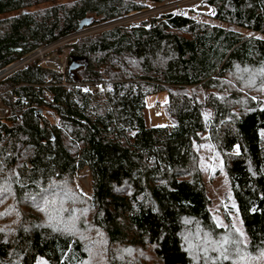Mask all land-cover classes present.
<instances>
[{
  "label": "trees",
  "instance_id": "16d2710c",
  "mask_svg": "<svg viewBox=\"0 0 264 264\" xmlns=\"http://www.w3.org/2000/svg\"><path fill=\"white\" fill-rule=\"evenodd\" d=\"M139 1L168 0H0V71L77 33L85 18L92 25L140 11ZM42 3L50 5L39 8ZM206 5L226 27L167 12L68 43L63 74L34 59L0 82L7 109L0 119V208L12 203L6 209L14 213V221L4 218L0 228V264L38 258L85 264L93 246L100 249L94 264H121L105 247L120 244L150 247L159 264H229L199 263L204 254L185 247L195 238H182L188 227L198 235L195 222L213 230L198 172L182 177L199 145L221 160L249 252L264 248V103L251 104L240 82L264 88V0ZM56 64L62 67L63 59ZM157 92L167 95L170 128L145 125L144 100ZM202 92L211 94L201 98ZM236 105L240 111L233 116L227 106ZM203 108L211 110L209 119ZM83 168L87 196L66 189ZM58 180L63 188L57 194L65 193L63 200L72 195L65 200L68 215L87 216L83 231H53L46 222L51 209L39 220L41 213L29 208L25 225L16 220V211L28 207L24 185L47 189ZM93 238L99 242L86 246Z\"/></svg>",
  "mask_w": 264,
  "mask_h": 264
},
{
  "label": "rangeland",
  "instance_id": "374dc122",
  "mask_svg": "<svg viewBox=\"0 0 264 264\" xmlns=\"http://www.w3.org/2000/svg\"><path fill=\"white\" fill-rule=\"evenodd\" d=\"M75 0H57L58 3L69 4ZM50 5V3H42L39 5V8ZM141 10L131 13L130 15H124L115 19L106 21V22H92L87 27L82 28L80 33H73L68 37L62 39L61 41L50 44L42 47L39 51L33 53L35 56H28L23 60H20L17 63L11 65V71L3 72V75L0 76V82L6 78L10 73L16 71L18 68L23 67L34 59H38V63L41 66L48 68L49 70L54 71L57 74H63L65 72L67 55L69 51L68 43L73 42L74 40L83 37V36H94L100 32L107 31L113 28H131L136 27L137 25L146 22L152 18H157L164 13H172L180 16L188 17L200 24L214 25L218 27H226L222 23L216 22L212 19V10L207 7L206 0H168L159 4H150L144 1H139ZM109 22V23H107ZM242 36H249L248 32L235 29ZM60 50V51H57ZM63 59L62 70L60 66L56 64V59ZM9 67V68H11ZM5 69L6 71L9 70ZM2 70V71H5ZM1 72V71H0ZM230 82V81H229ZM245 84L241 86H248V91L243 92L245 96L251 100V104L262 105L264 103V88L258 86L253 81L241 80ZM63 83H65L63 81ZM231 86L234 85L233 82H230ZM250 83V84H247ZM240 90V89H239ZM231 91L228 87V92ZM213 94L219 95L218 92L212 91ZM241 92L242 97L240 98L243 102L245 99L244 94ZM206 92H202L200 95L201 98H204ZM211 94V93H208ZM207 94V95H208ZM167 101V95L165 92H157L152 95H148L144 100V110L143 118L145 125L147 127H167L170 128L174 124V120L167 115L165 104ZM229 109V114L233 116L237 115L240 111V106H227ZM222 111V110H220ZM41 112V111H40ZM202 116L206 119H209L212 115L209 108H203L201 110ZM221 112H219L220 114ZM7 114V109L0 103V119H3ZM50 119H53V113L49 114ZM227 122L229 118L224 117ZM54 122V121H53ZM264 137V133L262 134ZM200 148H195V153L197 159L193 165H188V170L184 173L182 177H188L192 172L197 171L200 183L202 185L203 193L208 200V213L210 216V221L212 224V231H203V229L195 222L191 224L193 228L199 233L198 235L193 233L192 227H188L185 233L182 234L184 240L194 237L195 243L186 244L185 247L189 251L191 249H197L201 251L204 255L201 258L200 262L196 259V263L214 262L215 260L227 261L229 264H264V248L249 252L248 249V239L243 232V229L240 224L239 217L236 212L235 204L231 198L228 184L223 172V167L221 166V160L219 158H213V152L207 151L206 145H199ZM89 173L87 168H83L78 171L76 174L70 176V184L66 187L72 190H75L77 193L87 196L89 189ZM54 186H49L47 189L41 188L39 184L27 186L24 185L25 202L28 203V209L23 208L22 210L16 211V220L23 221L21 224L25 225L26 221L30 219L31 213L27 210L32 208L34 212L41 213L37 215L39 220L51 209V216L48 217L47 221L51 224L53 231H61L62 233L68 234L75 232L76 230L83 231L81 224L87 222L85 219L87 216L83 215V212L78 214L68 215L65 206H69L65 203V200H70L72 198L71 194H67L68 199H64L65 193L59 192V187L63 188V180H58L56 183H53ZM37 192H33V190ZM70 192V191H69ZM33 193V194H27ZM68 193V192H66ZM57 194V195H56ZM9 200V199H8ZM6 206H12V203H9L2 208H0V228L4 225V218L10 216V219H13V212L9 209L7 211ZM76 203L74 204V207ZM24 210V211H23ZM26 210V211H25ZM68 217H63V216ZM53 217V218H52ZM59 218V219H58ZM14 221V219H13ZM20 221V222H21ZM202 229V230H201ZM86 237H91V233H84ZM94 239V238H93ZM86 240H89L87 238ZM87 242V241H86ZM99 242L98 240H93L92 243H88L86 246H93ZM105 246V245H104ZM189 246V248H188ZM108 248L109 253L116 254L115 257L122 260L121 264H156V260L152 256L151 248L146 247L147 249L139 250L138 248H132V246L123 244V245H110ZM137 247V246H134ZM96 247L89 248L88 250L92 253L90 254L91 262L85 264H94L93 254ZM102 248V247H101ZM227 257V258H225ZM97 258V257H96ZM206 263V262H205ZM34 264H46L45 260L38 258ZM159 264V263H157Z\"/></svg>",
  "mask_w": 264,
  "mask_h": 264
},
{
  "label": "water",
  "instance_id": "95a60500",
  "mask_svg": "<svg viewBox=\"0 0 264 264\" xmlns=\"http://www.w3.org/2000/svg\"><path fill=\"white\" fill-rule=\"evenodd\" d=\"M91 21H92L91 18H85L82 21H80L78 26H77V31H80L83 27L89 26ZM68 70H69V68H68Z\"/></svg>",
  "mask_w": 264,
  "mask_h": 264
},
{
  "label": "bare ground",
  "instance_id": "6f19581e",
  "mask_svg": "<svg viewBox=\"0 0 264 264\" xmlns=\"http://www.w3.org/2000/svg\"><path fill=\"white\" fill-rule=\"evenodd\" d=\"M10 67H11V66H10ZM7 69H8V68H7ZM11 69H12V67H11V68H9V70H7V71H6V70H5V71H1V72H0V76H2V75H3V72H7V73H8L9 71H11Z\"/></svg>",
  "mask_w": 264,
  "mask_h": 264
},
{
  "label": "built area",
  "instance_id": "2783aa9c",
  "mask_svg": "<svg viewBox=\"0 0 264 264\" xmlns=\"http://www.w3.org/2000/svg\"><path fill=\"white\" fill-rule=\"evenodd\" d=\"M109 22H111V21H109ZM109 22H107V23H109ZM78 33H80V32H78ZM32 56H35V55L33 54ZM60 70H62V67L60 68Z\"/></svg>",
  "mask_w": 264,
  "mask_h": 264
},
{
  "label": "snow or ice",
  "instance_id": "6c2138e0",
  "mask_svg": "<svg viewBox=\"0 0 264 264\" xmlns=\"http://www.w3.org/2000/svg\"><path fill=\"white\" fill-rule=\"evenodd\" d=\"M225 258H227V257H225Z\"/></svg>",
  "mask_w": 264,
  "mask_h": 264
}]
</instances>
